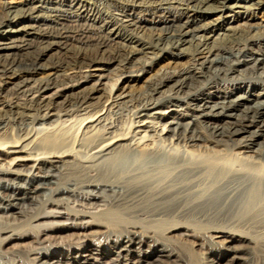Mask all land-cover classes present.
I'll use <instances>...</instances> for the list:
<instances>
[{"label": "bare ground", "instance_id": "6f19581e", "mask_svg": "<svg viewBox=\"0 0 264 264\" xmlns=\"http://www.w3.org/2000/svg\"><path fill=\"white\" fill-rule=\"evenodd\" d=\"M260 15L264 0H0V264L262 262ZM32 237L28 263L3 259ZM66 238L83 245L51 248ZM195 244L207 260L183 256Z\"/></svg>", "mask_w": 264, "mask_h": 264}, {"label": "rangeland", "instance_id": "374dc122", "mask_svg": "<svg viewBox=\"0 0 264 264\" xmlns=\"http://www.w3.org/2000/svg\"><path fill=\"white\" fill-rule=\"evenodd\" d=\"M8 2L11 4V5H17V4H19L20 2H21V0H8ZM260 17L262 18V19H264V16L263 15H260ZM113 76V75H112ZM122 77H120V82H122ZM123 85H120L119 87L121 88ZM7 159V158H6ZM76 200H74V198H71V200H70V205H72L71 207H72V209L73 210H77V211H82L81 209H83V211H89V212H96V211H98V209H92L91 207L89 208V206L87 207V206H84L85 205V203L84 202H81L80 200H79V202H78V199H77V203L75 202ZM73 202H74V204H73ZM80 203V204H79ZM83 204V205H82ZM80 205V206H79ZM85 207V208H84ZM50 209L49 210H54V211H61V210H56L55 208H53V207H49ZM53 208V209H52ZM62 212H64V211H62ZM22 220H24L25 221V219H19L17 222H19V223H21L20 221H22ZM50 220H52V219H49V221ZM10 221H12L13 222V219H9L8 217L6 218L5 216H4V218H2V220L0 219V227H2L3 226V223H6V222H10ZM46 221V220H45ZM3 222V223H2ZM11 222V223H12ZM14 223V222H13ZM15 223H16V221H15ZM27 228V227H26ZM26 228H24V229H26ZM28 229V228H27ZM26 229V230H27ZM93 231H98L97 229H93ZM35 234L37 233V232H34ZM70 233H73V231L72 232H69V234ZM50 234V233H49ZM68 233H60V235H62V236H67V235H69ZM0 236H5V234H1L0 233ZM98 236V237H97ZM96 237L97 238H99V240H98V242L100 241V238H101V235H100V237H99V235L98 234H96ZM95 237V234H94V236H92L91 237V239H94V238H96ZM96 238V239H97ZM79 242V240L78 239H75V238H66V239H64V240H59V239H54V240H52L51 241V248L52 249H58V248H65V249H67L68 247H69V245L70 246H72V248H75V247H78V246H80V245H83L82 243H80ZM13 245H18V246H13ZM13 245H3V246H1V253L3 254L2 256H3V259L4 258H6V259H9V260H16V261H21V259L22 260H24V262H29L28 261V258H30V257H32V255H30V253H31V251L33 250V249H35V247H38L39 246V244L37 245L36 244V239H34L33 237H32V239L31 240H23V241H21V242H18V243H14ZM46 244H44V246H45ZM48 245V244H47ZM46 245V246H47ZM101 245H103L102 247H109L110 245L107 243V241H102L101 242ZM196 245H198V244H195V245H192V246H188L189 247V249L190 250H188V249H185L184 250V252L182 251V254H183V256L184 257H186V258H188V259H190V256H195L196 258H198L197 260H202V261H205V260H207L209 257H210V255H208V253H209V248L208 247H201V246H196ZM18 251V252H17ZM188 251H190V252H188ZM191 251H192V253H191ZM29 252V253H28ZM188 253H190V254H188ZM195 253V254H194ZM5 254V255H4ZM24 254V257L22 256ZM20 255V256H19ZM30 255V256H29ZM18 256V257H17ZM29 256V257H28ZM189 256V257H188ZM21 258V259H20ZM202 258H204V259H202ZM206 258V259H205ZM263 262H264V260L261 262L260 261V263H256V264H263ZM183 264V263H182Z\"/></svg>", "mask_w": 264, "mask_h": 264}]
</instances>
